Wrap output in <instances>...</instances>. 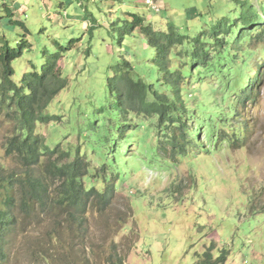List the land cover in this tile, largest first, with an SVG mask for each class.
<instances>
[{
  "label": "rangeland",
  "instance_id": "rangeland-1",
  "mask_svg": "<svg viewBox=\"0 0 264 264\" xmlns=\"http://www.w3.org/2000/svg\"><path fill=\"white\" fill-rule=\"evenodd\" d=\"M150 1L158 12L146 0H0V39L17 49L24 33L8 20L27 28L29 47L12 64L15 81L25 72L40 73L51 54L61 55L58 67L68 83L45 111L59 120L37 125L36 132L51 148H79L92 171L99 170V158L89 146L100 130L94 123L108 118L107 85L115 65L124 60L146 80L158 78L147 60L150 48L131 31L133 15L156 30L172 22L195 36L241 12L234 0ZM248 1L258 11L263 2ZM259 60L253 59V70ZM260 75L258 94L239 107L241 116L204 124L199 151L184 158L160 156L152 148L165 138L154 127L144 142L121 149L123 163L118 176L111 175L114 190L101 213L88 211L76 223L63 211L21 215L0 264H264V65ZM222 93L219 81L209 78L191 83L183 100L198 110L205 94L227 113ZM9 132L0 120V161L18 171L2 147ZM144 133L141 127L137 135ZM113 158L116 154L108 160Z\"/></svg>",
  "mask_w": 264,
  "mask_h": 264
},
{
  "label": "trees",
  "instance_id": "trees-1",
  "mask_svg": "<svg viewBox=\"0 0 264 264\" xmlns=\"http://www.w3.org/2000/svg\"><path fill=\"white\" fill-rule=\"evenodd\" d=\"M234 1L241 8L236 18L222 17L211 30H201L195 36L182 32L172 22L167 23L166 30H156L141 16L133 15L131 31H138L150 48L153 55L147 60L157 70L158 78L146 80L124 60L115 65L107 85L111 98L108 118L101 125L94 123L100 130L89 146L97 151V171L90 169L79 148L74 152L61 144L51 148L36 132L37 125L59 120L45 111L68 81L58 67L61 55L57 53L51 54L40 73L25 72L15 81L12 64L29 44L25 24L7 14L11 18L8 22L24 34L17 49L0 39V120L10 126L2 147L5 156L14 158L19 166L18 171L11 170L0 161V263L7 259L6 247L21 215L63 211L76 223L88 211H104L114 190L111 175L116 171L118 176L117 166L123 163L121 149L126 146L127 151L133 143L144 142L152 127L165 138L161 146L158 142L152 148L155 153L170 159L184 158L204 146L200 131L208 120L227 123L242 115L239 107L251 104L258 94L264 65V0L259 3V11L248 0ZM54 45L61 47L57 42ZM257 58L260 63L253 70V59ZM209 78L219 81L227 113L216 99L210 102L205 94L198 110L190 109L183 100L191 83ZM232 97L235 99L230 102ZM146 122L150 124L144 126ZM141 127L145 133L138 136ZM219 135L224 137L222 132ZM111 154H116L113 161L108 160ZM91 179L94 184L87 186Z\"/></svg>",
  "mask_w": 264,
  "mask_h": 264
},
{
  "label": "built area",
  "instance_id": "built-area-1",
  "mask_svg": "<svg viewBox=\"0 0 264 264\" xmlns=\"http://www.w3.org/2000/svg\"><path fill=\"white\" fill-rule=\"evenodd\" d=\"M146 3L150 6L151 9H153L154 11L153 12H158L159 9H157V7L150 1V0H146Z\"/></svg>",
  "mask_w": 264,
  "mask_h": 264
}]
</instances>
